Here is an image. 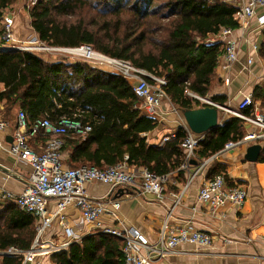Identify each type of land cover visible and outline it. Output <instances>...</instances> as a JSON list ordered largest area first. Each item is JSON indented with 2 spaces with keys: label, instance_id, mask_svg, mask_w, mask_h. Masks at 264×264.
Wrapping results in <instances>:
<instances>
[{
  "label": "trees",
  "instance_id": "1",
  "mask_svg": "<svg viewBox=\"0 0 264 264\" xmlns=\"http://www.w3.org/2000/svg\"><path fill=\"white\" fill-rule=\"evenodd\" d=\"M15 1L0 0V27L6 7ZM102 4L112 6L115 16L104 17L102 28L91 27L83 17L70 19L82 7ZM237 9L231 0H37L28 11L41 41L57 47L88 44L163 77L171 102L184 110L202 104L188 92L208 95L223 53V43L216 36L224 27L239 26L234 18ZM111 20L115 21L112 30L106 28ZM261 51L264 54V45ZM2 101L8 111L23 110L31 121L47 117L55 123L76 121L82 129L89 126L85 133L70 130L64 135L68 165L104 168L125 161L167 174L184 162L185 129L180 127L161 146L150 143L145 134L157 120L141 109L131 82L85 60H48L35 52L0 48ZM251 108L244 111L249 113ZM243 123L234 115L223 120L200 139L196 156L206 157L241 137ZM212 168L226 176L224 165L214 163ZM35 236V218L16 206L0 221V251L11 246L27 250ZM123 245L121 238L93 232L52 252L50 260L52 264H125ZM21 260V256L3 257L4 264Z\"/></svg>",
  "mask_w": 264,
  "mask_h": 264
},
{
  "label": "built area",
  "instance_id": "2",
  "mask_svg": "<svg viewBox=\"0 0 264 264\" xmlns=\"http://www.w3.org/2000/svg\"><path fill=\"white\" fill-rule=\"evenodd\" d=\"M231 1L238 6L234 18L239 26L246 27L254 17L261 25L264 24V14L257 16V10L264 7V0ZM36 2L37 0H30L31 5ZM14 23L12 15L3 16L0 29V48L33 52L32 50L35 49L33 44L40 41L39 37L17 39L14 33ZM233 29L232 27H224L216 36L223 43V55L228 65L238 57L237 39L232 37ZM65 51L94 65L112 68L128 79L131 82L133 92L141 100V108L148 115H156L163 102L170 100L164 88L167 83L165 78L138 68L127 60L107 56L94 50L88 44L65 48ZM248 62L251 63L252 60L249 59ZM188 93L199 99L201 103L231 111L243 122L254 126V130L243 134L236 140H230L222 149L206 157L197 158L196 150L202 134L193 132L185 122V135L181 142L184 162L180 168H189L194 161L196 162L195 171L190 176L189 182L198 174H202L231 149L252 142L264 144V114L257 112L252 116L244 111L245 108L252 105L251 94L244 95L236 109L231 110L221 106L211 98L202 97L192 92ZM2 107L3 104L0 102V111ZM7 126L8 121L0 116V130H4ZM89 129V126L82 129L80 123L67 119H61L56 123L47 117L31 121L23 110H18L16 127L12 139L8 143V152L30 165L29 183L19 193L0 186V199L12 202L16 207L35 218L36 236L31 249L22 250L11 246L5 250V255L21 256L24 262L41 264L40 261L36 260L37 255L67 248L70 243L78 240V236L74 234L66 222L65 210L69 205L75 206L80 211L84 222L95 223L97 232L113 235L124 241L122 250L125 264H158L160 259L177 253L178 246L184 243L196 244L202 248L213 245L212 234L192 228L187 224L172 226L167 221L162 224L157 240L149 242L136 227L121 223L118 213L121 207L120 201L103 202L90 197L86 190V184L93 181L107 184L114 189L137 186L142 193L162 197L170 180V173L157 174L146 167L129 166L125 161L104 168L88 164L64 165L62 158V150L65 145L64 135L70 130L85 133ZM40 132L48 133L49 136L42 150L37 151L29 144V137ZM182 194L176 198L174 206L180 202ZM246 198L245 186L239 183L230 184L227 177L222 173L204 180L198 192L199 201L207 206L211 214L215 215L216 212H219L218 217L221 219L226 217L225 207L238 209L244 204ZM51 201L55 202L54 210L49 209ZM102 215H110L120 223L115 226L105 225L99 221ZM56 218L68 239L59 245L49 243L45 247L41 245L42 237ZM224 241L230 242V238L224 237Z\"/></svg>",
  "mask_w": 264,
  "mask_h": 264
},
{
  "label": "crops",
  "instance_id": "3",
  "mask_svg": "<svg viewBox=\"0 0 264 264\" xmlns=\"http://www.w3.org/2000/svg\"><path fill=\"white\" fill-rule=\"evenodd\" d=\"M12 7V4H9L3 16L10 14L14 17L15 37L17 39L36 37L30 15L20 14V11ZM261 14H264V7L257 10V16ZM232 37L237 39L238 57L228 65L222 53L208 95L204 97L215 99L214 101L221 106L232 110L236 109L244 95L251 94L253 102L249 114L252 116L257 112L264 114V54L261 51L264 45V24L261 25L254 17L246 27L234 28ZM249 59L252 60L251 63L248 62ZM2 104L0 116L8 121V126L0 130V166L9 173L0 169V186L19 193L29 183L31 167L27 162L15 158L8 152V143L16 127L18 108L8 111L4 101ZM224 111L226 109H220L221 121L224 120L222 119ZM153 117L157 120L156 127L145 134L152 144L161 146L172 139L180 127L184 128L185 119L182 111L170 100H165ZM228 118L227 116L225 120ZM242 130L246 134L254 130V126L244 122ZM207 133H203L202 137ZM48 136L49 134L44 132L30 136L29 144L35 150L41 151ZM253 144H259L261 150L256 160L249 161L246 158L247 148ZM68 154L69 149L65 147L62 150L63 162L64 165L71 166L66 162ZM217 163L225 166V174L230 184H242L247 190V198L241 207L238 209L225 207L227 211L225 219L218 217L219 212L211 214L207 206L198 199L203 181L216 175L212 168L214 163L190 182V176L196 168L195 161L189 168L179 167L172 170L169 172L170 180L162 197L142 193L137 186L120 187L122 189L120 190L95 181L88 182L86 190L90 197L98 201H120L118 213L121 223L136 227L149 242L157 240L164 221L172 226L187 224L212 234L214 243L211 247L202 248L196 244L184 243L178 246L177 253L160 259L158 264H264V144L252 142L233 148L215 162ZM179 194H182L181 200L174 206ZM54 203L51 201L49 209H55ZM13 205L10 201L0 199V221L10 215L15 206ZM65 215L67 225L79 238L75 241L97 232L96 224L84 222L75 206L69 205ZM99 221L108 226L120 223L110 215H102ZM224 237L230 238V242L224 241ZM42 238L41 245L46 247L49 243L59 245L68 239V236L56 218ZM34 242L35 239L29 249ZM4 252L5 250L0 251V264H4V256H10ZM51 253L52 251L39 254L36 260L41 264H46L45 261L48 260L52 264ZM21 259L20 264H33L24 262L23 257Z\"/></svg>",
  "mask_w": 264,
  "mask_h": 264
},
{
  "label": "rangeland",
  "instance_id": "4",
  "mask_svg": "<svg viewBox=\"0 0 264 264\" xmlns=\"http://www.w3.org/2000/svg\"><path fill=\"white\" fill-rule=\"evenodd\" d=\"M123 1L125 2V0ZM29 4H30V0H16L14 3H12V6L14 7V9H17V11H20V14L28 16ZM111 7L109 6L106 7V5L104 4L99 5L97 7H92V6L82 7L78 9L75 14L71 15L70 19L71 18L75 19V17H83L85 18L86 22L90 23L91 27L94 28L97 27L99 29L103 27L104 17L106 18L112 17L113 19H115V16H112L113 13L111 12ZM122 14H124L123 16H125V14L127 13L124 12ZM108 27L112 30L115 27V21L114 20L108 21V25L106 26V28ZM33 46H35V49L32 50L33 52L43 56L44 58H47L48 60H56L62 58L70 61H76V60L84 61L81 57L74 56L69 52L65 51V48H69V47L51 46L45 42H42L41 40L37 43H34ZM102 67L106 69H110L104 65ZM110 70L113 69L111 68ZM232 115L233 114L231 113V111H224V113L222 114V119L224 118L225 120L227 116L230 117ZM45 263L50 264L48 260H46Z\"/></svg>",
  "mask_w": 264,
  "mask_h": 264
},
{
  "label": "water",
  "instance_id": "5",
  "mask_svg": "<svg viewBox=\"0 0 264 264\" xmlns=\"http://www.w3.org/2000/svg\"><path fill=\"white\" fill-rule=\"evenodd\" d=\"M5 49V48H2ZM225 107V106H223ZM220 109L216 106L205 105L181 110L187 126L197 134H203L218 128L222 125L220 120ZM261 146L259 144L250 145L247 148L246 158L249 161L256 160L259 156ZM0 169L4 172L9 171L2 166ZM120 190H122L120 188Z\"/></svg>",
  "mask_w": 264,
  "mask_h": 264
},
{
  "label": "bare ground",
  "instance_id": "6",
  "mask_svg": "<svg viewBox=\"0 0 264 264\" xmlns=\"http://www.w3.org/2000/svg\"><path fill=\"white\" fill-rule=\"evenodd\" d=\"M67 50V49H66Z\"/></svg>",
  "mask_w": 264,
  "mask_h": 264
}]
</instances>
